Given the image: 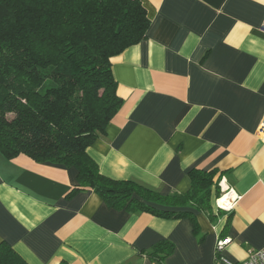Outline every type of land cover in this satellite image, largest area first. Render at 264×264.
I'll return each mask as SVG.
<instances>
[{
	"label": "crops",
	"instance_id": "obj_1",
	"mask_svg": "<svg viewBox=\"0 0 264 264\" xmlns=\"http://www.w3.org/2000/svg\"><path fill=\"white\" fill-rule=\"evenodd\" d=\"M140 1L145 36L111 57L122 104L87 152L102 174L161 193L216 170L212 213L193 210L194 230L185 216L117 209L70 192L74 166L0 152V242L28 264H224L218 239L234 260L264 246V0ZM223 190L236 196L219 210ZM162 241L173 250L159 260Z\"/></svg>",
	"mask_w": 264,
	"mask_h": 264
},
{
	"label": "trees",
	"instance_id": "obj_2",
	"mask_svg": "<svg viewBox=\"0 0 264 264\" xmlns=\"http://www.w3.org/2000/svg\"><path fill=\"white\" fill-rule=\"evenodd\" d=\"M148 25L140 0H0V152L74 166L70 192L90 188L117 209L185 216L196 230L193 210L212 213L216 170L193 168L187 191L161 193L102 174L87 152L122 104L111 57ZM172 250L162 241L149 254ZM0 264L28 263L1 241Z\"/></svg>",
	"mask_w": 264,
	"mask_h": 264
},
{
	"label": "built area",
	"instance_id": "obj_3",
	"mask_svg": "<svg viewBox=\"0 0 264 264\" xmlns=\"http://www.w3.org/2000/svg\"><path fill=\"white\" fill-rule=\"evenodd\" d=\"M262 27L264 28V23L262 24ZM257 132L260 135V137L264 139V118L262 119ZM235 196L236 195H233L231 192L228 193L226 190H223L222 194L219 197H217L216 204L219 208L230 209L235 201ZM220 200L223 201L219 202ZM228 242H229V238L224 237L218 239L216 245L217 257L222 262H224V264H264V246L257 249H249L247 252V257L243 260H234L227 257L222 252L225 245Z\"/></svg>",
	"mask_w": 264,
	"mask_h": 264
},
{
	"label": "bare ground",
	"instance_id": "obj_4",
	"mask_svg": "<svg viewBox=\"0 0 264 264\" xmlns=\"http://www.w3.org/2000/svg\"><path fill=\"white\" fill-rule=\"evenodd\" d=\"M223 200H220L219 202H222Z\"/></svg>",
	"mask_w": 264,
	"mask_h": 264
}]
</instances>
